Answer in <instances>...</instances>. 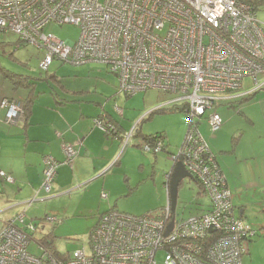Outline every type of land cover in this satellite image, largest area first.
<instances>
[{
  "label": "built area",
  "instance_id": "obj_1",
  "mask_svg": "<svg viewBox=\"0 0 264 264\" xmlns=\"http://www.w3.org/2000/svg\"><path fill=\"white\" fill-rule=\"evenodd\" d=\"M49 23L78 25L80 37L66 42L45 34ZM0 29L43 47L47 52L43 69L55 59L74 65L103 64L118 76L126 95L149 89L171 94L153 109L183 107L187 112L189 129L172 157L182 161L210 204L202 213L178 219L167 182V203L160 212L133 215L111 209L94 228L90 249L60 258L36 240L43 250L38 257L27 250L38 225L25 222V210L44 199L36 194L24 202L26 209L3 222L0 264H242L257 232L235 213L232 191L198 124L206 116L212 129H219L223 120L216 107L222 101L264 88V23L254 5L244 0H0ZM247 77L256 85L244 92ZM0 106L7 109L9 119L25 113L21 103L9 98ZM96 124L116 132L107 120L96 119ZM135 131L136 127L122 136L123 148ZM164 144L157 138L143 146L159 153ZM63 149L64 161L72 166L79 154L77 145L66 143ZM44 164L41 189L50 194L59 162L48 155ZM0 175L14 181L5 171ZM173 219L174 227L166 234ZM46 221L58 219L48 215Z\"/></svg>",
  "mask_w": 264,
  "mask_h": 264
},
{
  "label": "rangeland",
  "instance_id": "obj_2",
  "mask_svg": "<svg viewBox=\"0 0 264 264\" xmlns=\"http://www.w3.org/2000/svg\"><path fill=\"white\" fill-rule=\"evenodd\" d=\"M257 16L264 23V3L258 8ZM44 33L54 34L66 42H76L80 37L81 28L72 23L62 25L49 23L44 28ZM18 40L17 33L0 29V67L4 71L17 74L18 78L20 75L27 76L30 81H36L39 88L43 86L50 88L51 84L56 86L65 84L67 87H72L90 79L94 81L91 78L94 69L89 70L91 64L74 65L55 59L49 64L48 69H43L41 63L46 56V50L34 43ZM92 65L101 68L103 75L113 76L117 80V94L112 100H106L108 101L106 104L118 117L120 116L119 119L125 123L127 132L138 124L137 130L144 135L165 133L169 150L159 153L146 151L143 145L147 141L139 134L132 138L126 150L123 148V138L117 137L114 139L121 142V152L117 158L119 163L112 165L105 175L96 177L100 174L98 173L94 176L95 179H104L107 176L109 186L115 191L112 198L94 196L95 192L101 190L100 184L96 181L65 195L55 193L54 184L50 194L44 190L40 195L38 193V196L50 198L35 202L25 211V222L38 225L27 249L38 257L42 255L43 250L35 238L43 234L52 232L56 251L62 254L73 253L84 247L90 249L91 234L101 218V212L115 209L133 215H144L155 214L164 207L167 203L166 173L173 164L171 153L179 151L189 129L185 110L160 112L141 120L149 110L159 106V102L172 97L171 94L149 89L147 93L138 92L127 97L120 91L117 75L107 65ZM53 74L55 76H52ZM261 78L259 76V80ZM1 84L13 87L12 82L5 78L3 71L0 72V86ZM255 85L253 78L247 77L242 90L249 91ZM19 91L27 90L19 89ZM105 95L108 97L106 92ZM262 96H264V88L258 89L251 96H239L222 101L216 108L222 117L223 125L217 130L212 129L206 116L198 124L199 131L219 158L229 181V187L232 188V194L234 193L233 204L239 208L241 203H247L245 221L257 232L248 243L249 250L242 256V264H264V102L259 101ZM151 101L155 104L147 109ZM117 106L123 107L124 113L120 112ZM13 183L0 177V192L7 191L9 200H15V195L19 196L18 192L11 191L12 188L15 190ZM41 185L42 181L35 190L37 191ZM85 189L91 191V195L84 196L80 193ZM35 190L31 197L36 194ZM200 192L201 187L195 179L186 178L182 182L177 204L178 219L188 218L207 209L209 199L203 193L199 194ZM3 205L4 203H0V207ZM23 208L25 207L22 205L21 208L11 211L9 215L20 213ZM54 214L61 219L60 222L46 221L47 215ZM157 257L161 263L164 257L163 251H160Z\"/></svg>",
  "mask_w": 264,
  "mask_h": 264
},
{
  "label": "crops",
  "instance_id": "obj_3",
  "mask_svg": "<svg viewBox=\"0 0 264 264\" xmlns=\"http://www.w3.org/2000/svg\"><path fill=\"white\" fill-rule=\"evenodd\" d=\"M88 64H91L89 70L94 69V75L91 77L94 81L92 82L90 79L88 82H80L78 86L72 87H67L65 84H59L58 86L51 84L50 88L43 86L40 87L41 89L37 84L32 87H25L17 84L13 78L8 77L3 72L5 78L12 82L13 87L1 84L0 101L3 98H9L21 103L29 96L33 99L28 117L22 115L21 117L9 119L7 109L0 106V170L7 172L14 178L15 190L12 188L11 191L12 193L18 192L19 195L14 196L15 200H9L7 191L0 192V203H4L0 207V229L3 222L19 214L9 215V213L21 208L22 205L24 206V202L32 198L36 186L41 181L43 184L44 158L48 155L55 157L59 162L53 183L54 192L58 195L69 194L74 189L85 188L83 186L86 184L90 185L96 181L100 184L99 188L101 190L94 193L95 197L104 198L102 194L106 190H109L106 199L114 196L115 191L109 186L107 176L104 179H94L96 178L94 176L119 163L117 158L121 152V142L114 139L117 138L116 133H107L97 124H94V121L101 118L114 122L119 128L121 136L128 129L123 120L119 119L120 116L118 117L106 104L108 102L106 100H112L117 94V80L113 76L103 75L101 68L98 69L92 65L97 63ZM27 78L31 80L29 77ZM19 89H26L27 91L20 92ZM32 89L33 91H31ZM147 91H144V93H147ZM105 92L108 97H106ZM259 101L264 102V96ZM154 104V101L148 103L147 109H150ZM117 108L122 109V113H124L123 107L117 106ZM66 143L76 144L79 150L72 166L64 161L63 145ZM125 149L127 150L126 147ZM217 159L223 170L218 157ZM90 178H92V181L89 180ZM5 181L7 180L5 179ZM227 182L229 185L228 179ZM41 187L37 191L35 190L36 194L39 192L40 195V192L43 191ZM80 193L84 196L91 195V191L87 189ZM234 196L236 197V195ZM49 198L46 196L44 199L37 201H45ZM246 207L247 203L245 202L241 203L239 208L235 207L238 210H236L237 214L244 220L246 218ZM209 208L210 204L207 209ZM161 209L156 213L160 212ZM109 210L111 209L101 212L100 215ZM3 216H7V218H3ZM53 216L58 219L55 223L61 221L56 214Z\"/></svg>",
  "mask_w": 264,
  "mask_h": 264
},
{
  "label": "trees",
  "instance_id": "obj_4",
  "mask_svg": "<svg viewBox=\"0 0 264 264\" xmlns=\"http://www.w3.org/2000/svg\"><path fill=\"white\" fill-rule=\"evenodd\" d=\"M244 1H246V2H248L250 4H252V5H254V7L257 10H258V8H260V5L262 3H264V0H244ZM18 41H21L20 38H19ZM1 71L5 72V75H7L8 77L13 78L14 81L17 82V84L24 85L25 87H32L33 85L36 84L35 81H30V80H28L27 77L26 78L25 77H21V75H20L19 78H18L16 76L17 74H14L12 72L10 73L9 71H4L0 67V72ZM31 91H33V89ZM252 94L253 93L249 94V96H251ZM127 96H131V95L130 94H127ZM32 99L33 98L31 96H29V97L25 98L23 101L21 100L22 101L21 104L23 105L24 112H25L24 113V116H26V117L29 116ZM182 110H184L183 107H173V108H169V109H167V108H165V109H163V108L162 109H152V111L147 116L143 117L141 120L148 119V118L152 117L154 114L160 113V112H176V111H182ZM98 119H101V118H98ZM109 122H111V123L114 124L115 129H116V132H112V131L108 132L106 130L105 131L107 133H110V134H115L116 133L115 136H117L119 138L122 137L120 135V130H119L118 126L114 122H112L110 120H109ZM137 127H136V130H137ZM137 134L141 135L143 137V139L145 141H147V142H154V140H156L157 138H162L164 140V142H165V144H164L165 147H164V150L163 151H166L169 148V144L167 143L166 134L165 133L157 132L155 134L144 135V134L141 133L140 130H137V131H135V136ZM215 155H216V159H217V154L215 153ZM217 161H218V159H217ZM0 177L5 180V178L2 177L1 175H0ZM199 194H202V192H200ZM35 239L37 241H39L42 245H44L45 247H47L49 249V251H51L53 254H55L58 257H60V258H66L67 256H69V253L62 254V253L56 251L55 245H54V236H53L52 232L43 234L41 237H38V238H35Z\"/></svg>",
  "mask_w": 264,
  "mask_h": 264
},
{
  "label": "water",
  "instance_id": "obj_5",
  "mask_svg": "<svg viewBox=\"0 0 264 264\" xmlns=\"http://www.w3.org/2000/svg\"><path fill=\"white\" fill-rule=\"evenodd\" d=\"M178 152L171 153V160H172L173 164H172V167L170 168V170L166 173V181H165V185H166L167 182L170 185L171 204H172V210L174 212L177 210L178 197H179V187H180V185L182 184V182L186 178L195 179L194 176L186 169V167L184 166V164L182 163V161H180V160H178L176 162L174 161L175 159L172 156L173 155H177ZM110 168H107L106 170L102 171L96 177H100L102 175H105L106 172ZM167 176H169V180L167 179ZM174 224H175V220L173 219L170 222L169 226H168V230H167L166 234H169V232L173 229Z\"/></svg>",
  "mask_w": 264,
  "mask_h": 264
},
{
  "label": "bare ground",
  "instance_id": "obj_6",
  "mask_svg": "<svg viewBox=\"0 0 264 264\" xmlns=\"http://www.w3.org/2000/svg\"><path fill=\"white\" fill-rule=\"evenodd\" d=\"M164 101H166V100H164ZM164 101H163V102H164ZM11 102H13V103H14V102H15V100H13V99H12V100H11ZM151 110H152V109H151ZM137 126H138V124L136 125V127H137ZM134 137H135V136H134Z\"/></svg>",
  "mask_w": 264,
  "mask_h": 264
}]
</instances>
